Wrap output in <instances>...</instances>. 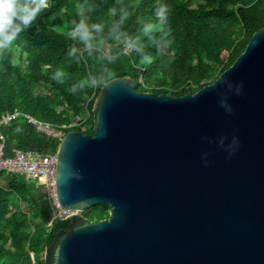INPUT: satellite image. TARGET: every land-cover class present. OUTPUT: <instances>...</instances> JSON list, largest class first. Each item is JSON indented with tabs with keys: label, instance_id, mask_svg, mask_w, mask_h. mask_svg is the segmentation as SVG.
I'll return each instance as SVG.
<instances>
[{
	"label": "water",
	"instance_id": "water-1",
	"mask_svg": "<svg viewBox=\"0 0 264 264\" xmlns=\"http://www.w3.org/2000/svg\"><path fill=\"white\" fill-rule=\"evenodd\" d=\"M92 111L93 133L69 130L57 148V197L76 212L48 264H264V26L194 92L116 76ZM94 204L109 216L82 218Z\"/></svg>",
	"mask_w": 264,
	"mask_h": 264
},
{
	"label": "trees",
	"instance_id": "trees-1",
	"mask_svg": "<svg viewBox=\"0 0 264 264\" xmlns=\"http://www.w3.org/2000/svg\"><path fill=\"white\" fill-rule=\"evenodd\" d=\"M158 2L170 9V46L160 55L156 47H146L145 52L154 59L142 64L141 53L122 56L121 46L109 39L104 51L118 57L109 64L102 52L91 57L85 54L79 63L67 55L72 41L66 32L77 12L87 6L86 0H49L50 7L33 25L0 51V117L5 112H19L10 122L0 123L4 155H11L15 147L41 153L57 150L61 139L37 130L27 115L65 133H93L92 106L101 87L71 94L67 89L81 77L98 76L107 66L114 68V77L132 76L136 90L175 95L194 92L230 66L253 32L264 26V0H95L92 19L105 25L101 35L107 37L113 11L118 17L127 10L130 17L122 28L135 37L154 19ZM141 42L147 45V37H141ZM57 69L66 74L63 84L51 79ZM109 210L108 204H94L80 214L100 220L109 216ZM68 222L54 214L43 186L21 173L0 171V264H48L44 249L54 232Z\"/></svg>",
	"mask_w": 264,
	"mask_h": 264
},
{
	"label": "clouds",
	"instance_id": "clouds-1",
	"mask_svg": "<svg viewBox=\"0 0 264 264\" xmlns=\"http://www.w3.org/2000/svg\"><path fill=\"white\" fill-rule=\"evenodd\" d=\"M87 6L82 11H78L76 19L71 23L67 32L66 38L72 43L69 45L68 57L76 58L75 62L79 63L80 58L85 54L91 57L94 52H102V58L106 59L109 64H114L117 56L111 51H104V47L109 39L115 41L121 46V55L128 56L135 51L141 53L140 63L150 64L154 57L145 52L146 47H156L157 54H163V48L169 47L171 40L169 39L171 28L168 27L169 6L166 3L158 2L154 8V19L143 25L141 33L137 36H128L122 26L130 17L127 10L120 12L116 17L115 10L112 15L114 19L108 25V35H101L104 32L105 25L95 22L92 19L96 11L95 0H86ZM50 7L49 0H0V51L9 48L18 39L20 34L29 29L37 18ZM141 37H147L148 44L141 42ZM79 45L83 47L80 48ZM80 57H77V53ZM66 77L63 69L57 71L51 76V79L57 83H64ZM114 77V68L104 67L100 75H89L81 77L78 83L72 84L67 90L76 95L78 90L80 93L86 92L89 89H98L105 86L107 82ZM219 83H223L220 81ZM242 85L237 86L236 93L240 94ZM221 107L225 111L231 113V105L227 103L226 98L220 101ZM205 137H202L204 139ZM236 137H233L235 144ZM223 146V141H221ZM232 150L229 154L231 155ZM208 154L205 153V156ZM207 163V161H206Z\"/></svg>",
	"mask_w": 264,
	"mask_h": 264
},
{
	"label": "built area",
	"instance_id": "built-area-1",
	"mask_svg": "<svg viewBox=\"0 0 264 264\" xmlns=\"http://www.w3.org/2000/svg\"><path fill=\"white\" fill-rule=\"evenodd\" d=\"M18 110L5 112L0 117V123H8L18 115ZM28 121L32 122L36 129L47 134L58 136L60 139L65 132L57 130L49 122L41 121L33 116L27 115ZM0 171L8 173H21L27 180L34 181L43 186L54 206V214L62 218L76 212L71 208H64L57 197L55 175L57 166V150L49 153H41L37 149H22L15 147L11 155L3 153V136L0 134Z\"/></svg>",
	"mask_w": 264,
	"mask_h": 264
},
{
	"label": "rangeland",
	"instance_id": "rangeland-1",
	"mask_svg": "<svg viewBox=\"0 0 264 264\" xmlns=\"http://www.w3.org/2000/svg\"><path fill=\"white\" fill-rule=\"evenodd\" d=\"M195 77L197 79L200 78V72L198 71V69H196V71H195ZM43 254H44V252H43Z\"/></svg>",
	"mask_w": 264,
	"mask_h": 264
},
{
	"label": "crops",
	"instance_id": "crops-1",
	"mask_svg": "<svg viewBox=\"0 0 264 264\" xmlns=\"http://www.w3.org/2000/svg\"><path fill=\"white\" fill-rule=\"evenodd\" d=\"M8 173V172H7Z\"/></svg>",
	"mask_w": 264,
	"mask_h": 264
}]
</instances>
